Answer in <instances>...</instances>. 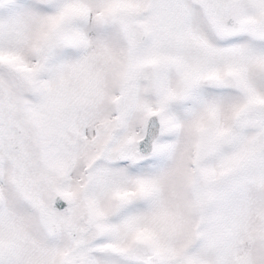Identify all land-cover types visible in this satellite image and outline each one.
<instances>
[{
  "label": "snow or ice",
  "instance_id": "6c2138e0",
  "mask_svg": "<svg viewBox=\"0 0 264 264\" xmlns=\"http://www.w3.org/2000/svg\"><path fill=\"white\" fill-rule=\"evenodd\" d=\"M0 264H264V0H0Z\"/></svg>",
  "mask_w": 264,
  "mask_h": 264
}]
</instances>
